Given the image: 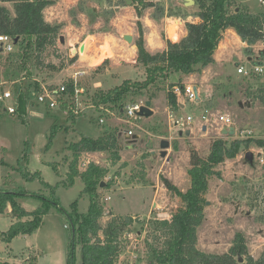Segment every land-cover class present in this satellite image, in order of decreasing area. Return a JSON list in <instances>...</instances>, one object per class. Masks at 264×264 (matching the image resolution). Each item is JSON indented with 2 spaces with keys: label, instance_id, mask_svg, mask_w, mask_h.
I'll use <instances>...</instances> for the list:
<instances>
[{
  "label": "rangeland",
  "instance_id": "1",
  "mask_svg": "<svg viewBox=\"0 0 264 264\" xmlns=\"http://www.w3.org/2000/svg\"><path fill=\"white\" fill-rule=\"evenodd\" d=\"M160 3L172 15L154 18V22H143L144 17L153 19V8L145 9L138 17L134 7L122 0H60L50 13L60 20L58 23H63L54 44L46 47L39 58L35 51L30 50L23 62L18 60L15 47L11 54L0 52V81L10 83L20 79L25 86L36 80L55 86L73 81L74 72L82 71L75 79L89 97L95 87L106 90L124 80H143L144 68L137 64L133 53L138 38V22L142 24L144 41L146 38L149 43L152 41L151 31L152 35L158 34L164 41H178L182 38H179V16L186 17L183 15L186 13L194 17L197 10L195 3L185 6L184 0H161ZM7 5L11 9L10 3ZM235 6L253 13L264 11V4L258 0H234L231 9ZM144 23L151 25L150 30ZM173 26L178 27L176 39L170 37L169 30ZM124 33L133 35L132 43L122 39ZM231 34L235 39L230 40L229 48L234 56L211 68L212 79L203 86L201 93L198 92L197 101L182 96L183 107L179 108H172L166 102L169 84L177 85L179 80L176 73L161 84L156 83L142 91L135 89L127 95L125 104L145 102L150 94L157 98V104L150 105L153 110L150 117L134 120L137 126L133 130L139 135L135 148H121L117 160L106 151L80 154L79 171L85 169L87 164L84 168L81 164L85 161L107 168L103 184L97 186L98 199L103 206L100 223L105 225L112 214L133 217V222L121 236L123 250L114 264L149 263L152 255L145 243L148 219L169 218L181 206L179 197L166 190L160 176L167 177L180 190H186L190 184L187 175L190 148L206 156L211 141L217 138L227 141L246 139L249 135L264 138V107L253 96L257 90H264V42L257 41L246 54L247 44L241 43L235 32ZM84 39H87L84 55L72 54V47L78 48ZM106 49L109 53L103 55ZM73 55L77 57L70 62ZM238 63L249 71L252 64L260 63L263 71L239 74L236 72ZM95 82H100V85L94 86ZM206 108L230 114L235 133L222 135L214 125H201L199 118ZM168 110L174 117L181 116L185 120L190 115L193 120L173 127ZM109 117L105 124H100L99 112L87 109L84 114L70 119L59 105L48 109L45 105L31 103L23 120L16 114L0 115V186L14 193L22 192L24 195H20L18 201L27 210L35 209L45 198L52 196L57 197L60 203V208L52 207L43 216L39 227L32 233L16 235L9 242L0 238V260L17 264H67L68 252L71 251L73 262L79 264L80 244L72 240V226L67 213L72 208L84 213L89 198L83 192L80 177H76L73 185L67 186V163L72 152L66 146L77 141L82 134L97 137L106 129H119L116 118ZM186 129L191 130L189 135L177 134L178 130ZM161 138L170 141L165 156L159 154ZM148 139H152L154 154L145 146ZM119 140L124 147L126 142L122 135H119ZM247 150L255 154L254 167L243 162ZM216 169L221 176L209 180L205 195L208 204L204 206V219L198 228L197 245L204 251L221 253L229 248L234 234L241 231L250 254L258 257L264 249V220H259L260 198L264 193V148L251 143ZM28 194L35 196H25ZM9 208L0 214V231L7 230L11 222Z\"/></svg>",
  "mask_w": 264,
  "mask_h": 264
},
{
  "label": "trees",
  "instance_id": "2",
  "mask_svg": "<svg viewBox=\"0 0 264 264\" xmlns=\"http://www.w3.org/2000/svg\"><path fill=\"white\" fill-rule=\"evenodd\" d=\"M58 0H0V34L8 35L14 40L13 47L17 48L18 60L23 62L30 54L36 52L39 58L44 49L56 41L62 22L51 23L44 18V9L55 4ZM126 3V0H122ZM161 0H131L136 15L140 17L147 8H153V18L164 15L171 16L160 3ZM197 7L193 14L199 18L198 22L185 21L186 34L178 41L165 40V48L154 53L145 47L142 24L138 22V38L135 40L137 48V64L144 68L143 80H124L117 86L106 90L95 87L90 95V102L98 107L104 105L120 112L125 105L124 100L133 91H142L156 83H163L172 73L179 76L177 85L183 87L182 77L193 73H200L203 68L213 64L214 51L222 39L227 28H232L245 42L246 54L257 41L264 42V11L253 13L248 10L231 9L234 0H194ZM4 3H10L11 9ZM184 16L188 14L184 13ZM8 54H11L9 52ZM73 55L70 62L76 59ZM51 66V65H49ZM67 92L73 91L72 82H65ZM169 84L166 99L172 108H179L172 87ZM264 107V90L254 93ZM29 91L26 89L20 96L17 115L23 120L27 113ZM153 94L147 98L152 100ZM66 103H59L64 110ZM70 119L77 115L69 112ZM80 115V114H79ZM254 143L264 148V138H254L227 141L217 138L211 141L209 152L201 156L193 147L189 149V168L187 175L189 186L180 190L167 177L160 176V180L167 191L179 197V206L169 218H150L146 231L145 243L151 252L148 264H264V249L258 257L250 254L245 235L241 231L234 234L229 248L221 253L208 252L200 249L198 242V228L204 219L205 195L208 191L209 180L220 177L221 172L216 167L226 159H233L242 148ZM66 148L72 152L68 161L67 186L74 184L76 177L83 182V192L89 198V205L84 213H78L74 208L68 212V219L72 226V240L80 244L79 264H114L122 250L121 236L125 229L133 222L130 215L112 214L105 225L100 223L103 216V206L98 199L97 186L107 174V168L89 161L83 171L78 170V158L82 152H109L112 159L120 158L121 141L117 131L106 129L97 137L82 134L77 141L70 142ZM56 170V167L53 165ZM37 173V172H36ZM38 174V173H37ZM47 186H50L46 184ZM22 192L14 193L0 186V214L9 206L11 222L5 231H0V238L9 242L19 234H30L36 230L42 218L52 207L60 208L59 199L43 198L44 201L33 210L25 209L18 201ZM25 196H35L28 194ZM261 213L259 220H264V193L260 198ZM76 235V239L74 236ZM238 257H242L239 262ZM0 264L10 263L0 260ZM67 264L73 262V253L68 252ZM125 264V263H123Z\"/></svg>",
  "mask_w": 264,
  "mask_h": 264
},
{
  "label": "built area",
  "instance_id": "3",
  "mask_svg": "<svg viewBox=\"0 0 264 264\" xmlns=\"http://www.w3.org/2000/svg\"><path fill=\"white\" fill-rule=\"evenodd\" d=\"M258 1L264 4V0ZM0 43L2 46V52L9 53L12 51L14 42L11 37L5 34H0ZM262 71L263 65L260 63L252 64L251 71L246 69L242 64L238 63L236 65V72L243 75H249L251 72L261 73ZM80 72L82 71L74 72L73 81H66L72 82L73 91L70 93L67 92L65 82L52 86L51 84L38 83V81L34 80V82H30V84L24 86L20 79L13 80L10 83L6 80L0 81V115H17L20 96L22 92L27 89L29 91L27 108L30 103L35 105H45L48 109L59 105V103H66V108L64 109L66 114H69V112L73 115L84 114L87 109L97 111L99 112L98 121L100 124H105V122L108 121L107 117H109V115L116 118L118 122L117 126L119 125V129L116 130L118 135H122L123 137V134L127 133L130 137H132L136 134L133 130V127L137 126L136 123H134V120L140 117L137 115V111H139L140 107L144 105L145 102L141 100L134 103H127L121 107L120 112L110 109L104 105L95 107V105L90 102V98L86 97L87 93L85 92L84 87L79 85L75 79V76ZM21 79L24 80V77H21ZM193 86L194 85L192 83H189L185 85L183 84V87H180L179 85H174L172 87V91L175 93L178 103H181L182 100L180 97L182 98V96L186 97L190 101L195 100L196 94ZM168 118L172 122L173 127L182 126L185 123L189 124V122L193 120L190 115H187L185 120L181 116L174 117L170 110H168ZM199 121L201 122V125L208 124L216 126L218 131H220L224 126L233 125L230 114L221 113L219 110L212 111L208 108L204 109V112L201 113ZM85 162L86 163H81L83 166L82 168H84L89 161Z\"/></svg>",
  "mask_w": 264,
  "mask_h": 264
},
{
  "label": "crops",
  "instance_id": "4",
  "mask_svg": "<svg viewBox=\"0 0 264 264\" xmlns=\"http://www.w3.org/2000/svg\"><path fill=\"white\" fill-rule=\"evenodd\" d=\"M59 1L58 0L55 4L51 5V6H48L44 9V18L45 20H47L48 22H54L55 20L58 22L60 21L59 19H55L54 15H50V13L53 11V9L57 8L58 4H59ZM6 6L7 3H4ZM178 17V16H177ZM180 18L178 19L180 21V36L179 38L183 37L185 34H186V28H185V21H193V22H198L199 21V18L198 17H193V16H190V15H187L186 17H182V16H179ZM193 18V19H192ZM145 19V20H144ZM143 22L146 20L147 21H152L154 22V18L150 19L148 17H144L143 19ZM144 26L147 28V30L151 27V25H148V23H144ZM233 29L232 28H227L224 32H223V36L222 39L220 40V42L218 43V46L217 48L215 49L214 51V54H213V57L215 59V62L213 64H209L208 66H206L205 68L202 69V71L200 73H193V74H190V75H187V76H183L182 77V83L184 82V84H189L187 82L191 81L190 83H192L193 85H195L197 87V91L200 93L202 92V89L204 90V87L203 86H207V84L211 81L212 79V74L209 73L211 72V68L214 66V65H217L219 63H221L223 60H229L232 58V56H234L232 54V52L230 51V48H229V43H230V40H234V36H232L231 32H235L234 30L232 31ZM152 32V31H151ZM150 32V34L147 32V34L151 35L152 37V41L149 43L147 41V38H146V41H145V47L146 49L151 52V53H154V52H157V51H161L165 48V41L162 40L161 37H159V35H152V33ZM237 38H239L238 35H236ZM178 38V39H179ZM240 39V38H239ZM241 43H243L241 41ZM244 44V43H243ZM223 47V46H226V47H223V48H220V47ZM134 48V56L137 57V48L136 46L133 47ZM238 59L240 58L239 55L236 56ZM245 59H250L249 56H245L244 57ZM217 73V72H215ZM178 75V74H177ZM99 86L100 85V82H95L94 83V86ZM157 100V98H153L151 100V103H153L154 105L157 104V102L155 103V101ZM167 102V100H166ZM181 107H183V104L180 103ZM168 107V105H167ZM167 110V108H166ZM191 131V130H190ZM191 133V132H190ZM92 153V152H91ZM10 209V208H9Z\"/></svg>",
  "mask_w": 264,
  "mask_h": 264
},
{
  "label": "water",
  "instance_id": "5",
  "mask_svg": "<svg viewBox=\"0 0 264 264\" xmlns=\"http://www.w3.org/2000/svg\"><path fill=\"white\" fill-rule=\"evenodd\" d=\"M195 3L194 0H184V5L185 6H190V5H193ZM126 4L127 5H131V0H126ZM238 10V8H236V11ZM122 39L125 40L127 43H132L133 42V35L131 33H124L122 34ZM18 40V38H15L13 40L14 43H16ZM60 41L63 42V37L60 36ZM86 42H87V39H84L78 46V48L76 47H72L71 49V52L72 54H75L76 52L79 53V55H84L85 53V50H86ZM0 52H2V46H1V43H0ZM109 52L108 50L106 49L104 52H103V55H107ZM250 60V59H248ZM193 89H194V92L196 94V97H195V101L198 100V93H197V87L194 85L193 86ZM151 105V101L150 100H146L144 105H142L139 109V111H137V115L140 116V117H150L152 114H153V110L151 109L150 107ZM181 105V104H180ZM203 129H205V126L202 127ZM185 134V135H189L190 134V129H186L185 131H182V130H178L177 131V134L179 136H182V134ZM235 133V127L234 125H231V126H224L221 130H220V134L222 135H233ZM138 137L139 135L138 134H134L132 137H130L127 133H124L123 134V139L124 141L126 142V145L124 147L121 146V148H124V149H134L135 146H136V143L138 141ZM147 148L151 149V153L154 154L155 151L152 149V139H148L146 145H145ZM170 146V141L166 138H161L159 140V154L160 156H165L166 153H167V149L169 148ZM243 158H244V163H247L249 166L251 167H254L255 165V154L253 151L251 150H247L244 152V155H243ZM101 184H103L101 182ZM206 204H208V201H206ZM238 260L239 262H242V257H238Z\"/></svg>",
  "mask_w": 264,
  "mask_h": 264
},
{
  "label": "bare ground",
  "instance_id": "6",
  "mask_svg": "<svg viewBox=\"0 0 264 264\" xmlns=\"http://www.w3.org/2000/svg\"><path fill=\"white\" fill-rule=\"evenodd\" d=\"M177 25H179L178 23H177ZM178 27L177 26H173V27H171V29L169 30V32H170V37L172 38V39H176L177 37H178V34L176 33V29H177ZM151 40H152V38H151ZM133 53H134V51H133ZM128 56V55H127Z\"/></svg>",
  "mask_w": 264,
  "mask_h": 264
}]
</instances>
